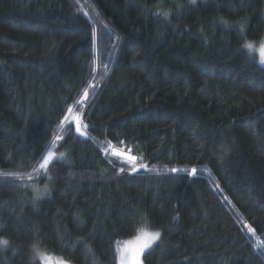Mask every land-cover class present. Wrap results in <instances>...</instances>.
Here are the masks:
<instances>
[{"label":"trees","instance_id":"16d2710c","mask_svg":"<svg viewBox=\"0 0 264 264\" xmlns=\"http://www.w3.org/2000/svg\"><path fill=\"white\" fill-rule=\"evenodd\" d=\"M263 37L264 0H0V173L55 153L47 174L0 175V264H41L37 237L119 264L133 215L161 231L143 264H264V67L242 47Z\"/></svg>","mask_w":264,"mask_h":264},{"label":"snow or ice","instance_id":"6c2138e0","mask_svg":"<svg viewBox=\"0 0 264 264\" xmlns=\"http://www.w3.org/2000/svg\"><path fill=\"white\" fill-rule=\"evenodd\" d=\"M195 2H196V0H190V3H192V4H194ZM88 7L93 8V6L91 4H89ZM180 7L181 6L177 5V11H179ZM77 11L83 12V15L85 17L90 18L89 12L84 11L83 8H79V9H77ZM93 11H95L94 8H93ZM146 11L151 12V14L153 16L163 17L164 20H166V21H168L170 19V16H171V10L163 11V10H161V7L159 5L155 6V11H152L151 9H147ZM221 23H224L226 26H228L227 21L221 20ZM105 28H107V31L109 33H111V31H112L111 28H109L107 25H105ZM239 29H240L241 35H243V33L245 31L244 22L239 23ZM97 35L98 34H97L96 29L93 28L92 29V37H93L94 42L97 39ZM117 39H119V37H117ZM242 47L244 49H246L249 54H251L253 52L258 53L259 57H260L259 63L261 65H264V38L261 39L258 47H257L255 42L247 41V40L243 43ZM93 87L94 86L90 83L88 85V87L84 89V96L81 99L86 98L89 95L88 89L93 88ZM72 111H73L72 107H69L68 112L71 113ZM67 120H68V117L65 116L60 121V126H63L67 122ZM75 120H76V132L79 133L80 136H84L85 133L83 131H81L80 115L79 114L75 117ZM85 127H88V126L85 125ZM69 130H70V127H69ZM56 139L59 140L61 138L59 136H56ZM45 151L47 152L46 155L42 152L39 156L36 157L35 165L32 168V172L27 174V176H25V174H22L18 171L17 172L0 173V175H3L5 178H12L14 180L24 181L26 178L28 180H31L33 175H39L42 170L45 174H47L48 169H49V165H50V161L53 160L55 153L50 148H46ZM129 151H130V149H129ZM59 155L61 158L65 157L64 152H60ZM113 155L119 156V153L113 152ZM142 159H143L142 157H137V156H132V155H129L126 157V162L130 163V165H131L130 169H129L130 174L131 173H138L140 169L145 170V172L157 171V169L155 167L149 168L146 163H143V162L137 163V161H142ZM21 163H23V161ZM109 163H112V161L109 160ZM168 170L173 172V173L178 171V169H176V168H171ZM124 171H125L124 167H121L119 169L120 173H123ZM196 171H197L196 168H192L189 174L193 175L196 173ZM48 178L51 179V176L49 175ZM27 186H30L33 188V191L35 193L34 201L40 199L41 196L49 193V189H48L47 185L43 189L38 188L34 184L27 185ZM142 219L144 220L143 226L136 227L137 221L135 219V215H133V230L135 231L136 235L130 240L123 241V243L125 245V249L122 251H126L129 254L123 255V256H118L117 259L119 260V264H143L142 258L144 257L146 252L148 250H151L152 247L156 244V242L161 239V231L158 229L150 231L149 230L150 221L146 217H144ZM245 227H247L249 233H254V229L251 226L245 224ZM43 243H44L43 238L37 237L33 243V251H34L35 255L40 258L41 264H48L50 257L47 256L45 254V252L42 251L40 248V245H42ZM0 244L7 246L9 244V241L8 240H0ZM57 264H71V261L60 259L57 262Z\"/></svg>","mask_w":264,"mask_h":264},{"label":"rangeland","instance_id":"374dc122","mask_svg":"<svg viewBox=\"0 0 264 264\" xmlns=\"http://www.w3.org/2000/svg\"><path fill=\"white\" fill-rule=\"evenodd\" d=\"M264 38V37H263ZM247 41H252V40H247ZM260 41L261 40H259V41H253V42H255L256 43V45H257V47L259 46V43H260ZM246 50V49H245ZM247 51V50H246ZM253 54L255 55V57H256V59H255V61L258 63V64H260L259 63V61H260V57H259V54L258 53H256V52H253ZM261 65V64H260ZM261 66H263L264 67V65H261ZM77 106L78 107H80L82 110L85 108V102H84V99H80L79 101H78V103H77ZM80 115V117H81V113L79 114ZM110 151H111V156L112 157H115V158H119V159H123V160H126V157L127 156H129V155H131V154H129V153H126V152H123V151H121V150H118V149H116V148H113V147H110ZM113 152H118L119 153V156H114L113 155ZM55 158V155H54V157H53V159ZM53 161V160H52ZM52 161H50V163L52 162ZM143 226V225H142ZM149 230L151 231V230H156V228H154L152 225H150L149 224ZM159 230V229H158ZM136 235V234H135ZM134 235V236H135ZM134 236H132L131 238H129L128 240H130V239H132ZM158 242V241H157ZM156 242V243H157ZM125 249V245H124V243L122 242V243H120L119 245H118V254H119V256H123V255H127V254H129L128 252H126V251H122V250H124ZM47 256H49L50 257V260L48 261V264H57V262L60 260V259H63L62 257H60V256H58V255H53V254H49V253H45ZM40 259V258H39ZM143 259V258H142ZM65 260V259H64ZM41 261V260H40ZM71 264H73V263H71Z\"/></svg>","mask_w":264,"mask_h":264}]
</instances>
